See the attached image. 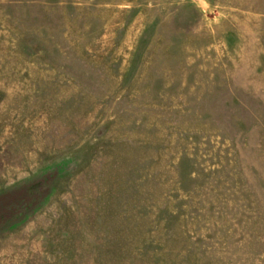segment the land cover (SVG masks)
I'll list each match as a JSON object with an SVG mask.
<instances>
[{
  "label": "rangeland",
  "instance_id": "rangeland-1",
  "mask_svg": "<svg viewBox=\"0 0 264 264\" xmlns=\"http://www.w3.org/2000/svg\"><path fill=\"white\" fill-rule=\"evenodd\" d=\"M0 264H264V0H0Z\"/></svg>",
  "mask_w": 264,
  "mask_h": 264
}]
</instances>
